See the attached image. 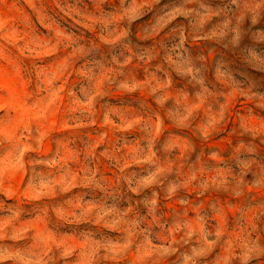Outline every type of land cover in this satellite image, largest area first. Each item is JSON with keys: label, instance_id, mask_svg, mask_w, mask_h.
Masks as SVG:
<instances>
[{"label": "rangeland", "instance_id": "1", "mask_svg": "<svg viewBox=\"0 0 264 264\" xmlns=\"http://www.w3.org/2000/svg\"><path fill=\"white\" fill-rule=\"evenodd\" d=\"M0 264H264V0H0Z\"/></svg>", "mask_w": 264, "mask_h": 264}]
</instances>
